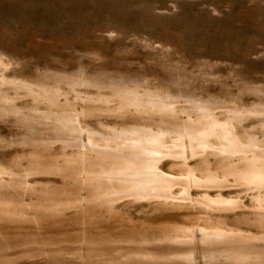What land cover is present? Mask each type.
<instances>
[{"label": "rangeland", "instance_id": "obj_1", "mask_svg": "<svg viewBox=\"0 0 264 264\" xmlns=\"http://www.w3.org/2000/svg\"><path fill=\"white\" fill-rule=\"evenodd\" d=\"M202 114L232 126L243 151L211 136L185 160L160 159L175 180L166 196L88 202L101 165L116 164L95 147L123 153L116 137L133 131L174 141ZM263 152L264 0H0V242H37L8 264H85L98 257L83 241L130 245L151 230L259 236L264 183L238 176L256 156L264 177ZM188 173L196 182L184 192Z\"/></svg>", "mask_w": 264, "mask_h": 264}, {"label": "bare ground", "instance_id": "obj_2", "mask_svg": "<svg viewBox=\"0 0 264 264\" xmlns=\"http://www.w3.org/2000/svg\"><path fill=\"white\" fill-rule=\"evenodd\" d=\"M1 102H3V100H1ZM131 102L133 103L134 101ZM63 127L66 126L64 125ZM231 128L230 126H228V124L222 123L221 125L218 123L217 120L211 118V116H208L206 118V116L202 114L198 126L196 127L182 126V128L175 130L178 136H177V140L174 141H171L168 138L167 135L168 133L164 131L157 133H152L151 131H133V133H131L129 136L126 133L124 135L120 134L116 137L120 140L127 141L124 144H122L121 142L122 145L120 144L123 147V149L124 148L128 149L127 150L128 154H126L127 153L126 150L124 151L126 152L125 153L126 155H124V152L123 153L116 152L109 149L104 151L105 148L111 146V144L109 143H105L104 146L105 145L108 146H105L104 148L101 147L103 149H100L98 147L96 148L94 146L95 151L98 153V155L96 156H100L105 163L113 160L116 162V164L114 165L113 168H109V166L107 165L106 166L101 165L102 166L101 170L105 169V172L107 173H104L105 176L103 175L100 178H97L99 180V183L98 185L93 187L94 189L92 190L93 193L91 195L92 196L90 199L91 201L88 202L93 203V206H95L94 204H98V205H103L107 208H112L111 206L113 201L119 196H134V197H149V198L150 197L161 198L166 196L170 192L172 184L175 180L166 178L160 173L159 165H158L160 159L165 154H170L171 156H175L185 160L186 157H188L191 154H194L196 151L204 150L205 149L204 144L209 143L208 139L211 136L217 137V140H219L220 142L219 144L222 146V151H225L229 154L241 152L243 151L242 147L239 144L238 140L233 136ZM168 140L174 143L175 141L177 142L173 147L170 146L167 147L166 144L168 143ZM97 142H101V141H97ZM86 144L88 145L87 142ZM90 144L91 143H89V146ZM93 144L96 146L99 145L96 144L95 142ZM87 145H85L86 147L83 145L82 146L85 147L86 149L87 147H89ZM165 147L167 148L166 150L164 149ZM196 148L198 149L196 150ZM110 156H112V158L110 160L107 159V157L109 158ZM254 160H253L254 161L253 166L256 167V160H257L256 156H254ZM255 167L250 168L252 173L241 174L238 177L241 179H246L251 182H256L258 184L264 183L263 173L260 172L259 170H254ZM103 171H100V174H102L101 172ZM213 175L215 176V174ZM213 175L209 173L207 174V176L205 175L206 176L205 181L209 183L210 182L214 183L216 181V178ZM192 182H196V179L194 178V174L188 173L186 179L184 180V184L186 186L184 189L185 191L183 189L182 190L186 192V190L188 189V187ZM87 185L90 186L88 181H87ZM208 203H211L214 206L215 204H217L218 206H220L221 204L222 205L225 204L224 201L223 202L212 201ZM2 210H4L5 212L9 211V209H2ZM262 221L263 222L258 224V227H260L264 232V220ZM212 229L213 230L211 231L207 230L201 232L198 231L196 232L197 229L196 230L179 229L181 230L179 234L175 233L173 235L169 234L168 232H166V235H164L162 234L161 231H156V230L145 231L140 234L134 233L135 238H133V240L130 241V245H125L123 244V242H116L117 240L113 241L111 239L110 242L105 240L104 241L96 240L97 242L93 240L90 242L89 240L83 241L84 240L83 239L82 244L89 245L88 249L85 250L86 254L94 255L98 257L97 260H92L95 261L94 264H221L222 262H227L228 264H264V233L259 236L253 237L252 235L250 236L245 235L246 233L241 234L239 233L240 231L238 233L235 232L226 233L223 232L219 227H214ZM152 234H155V236L158 239L157 241L148 238ZM194 235L199 236L200 239L195 240L196 238L194 237ZM146 238L148 240H145ZM43 240L44 239H42V241ZM14 241L19 243L15 244L13 243ZM14 241L5 240L4 243L0 242V264H8L9 262H11L8 253L14 254L15 251H17L15 250L16 247L21 248L26 245H33L37 243V242L36 243L25 242L23 241V239L22 240L14 239ZM28 243H32V244H28ZM31 247H36V246H31ZM29 248L30 246L22 250H24L25 255L31 256L33 254L32 253L33 250H28ZM55 253L57 254V252H54V253H50L48 256L51 257ZM53 257H51V260L56 261L57 258H53ZM77 257H81V255ZM83 257L84 256H82V258ZM64 258L65 257L63 258L61 257L60 260ZM92 261H88L86 263L89 264ZM82 263L84 264V261ZM67 264H72V263L67 262Z\"/></svg>", "mask_w": 264, "mask_h": 264}]
</instances>
